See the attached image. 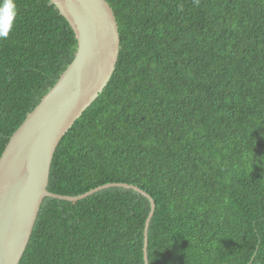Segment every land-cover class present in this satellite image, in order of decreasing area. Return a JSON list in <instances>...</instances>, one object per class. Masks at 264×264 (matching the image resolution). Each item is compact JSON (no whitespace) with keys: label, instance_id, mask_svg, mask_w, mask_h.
I'll use <instances>...</instances> for the list:
<instances>
[{"label":"trees","instance_id":"trees-1","mask_svg":"<svg viewBox=\"0 0 264 264\" xmlns=\"http://www.w3.org/2000/svg\"><path fill=\"white\" fill-rule=\"evenodd\" d=\"M115 73L58 146L49 191L148 192L149 264H264V0H107ZM0 41V158L73 62L50 0H15ZM149 200L47 197L20 264H145Z\"/></svg>","mask_w":264,"mask_h":264},{"label":"water","instance_id":"water-1","mask_svg":"<svg viewBox=\"0 0 264 264\" xmlns=\"http://www.w3.org/2000/svg\"><path fill=\"white\" fill-rule=\"evenodd\" d=\"M50 2L73 29L78 49L73 62L13 134L0 158V264L21 263L47 197L76 202L112 187L133 189L151 204L144 233V259L149 264L148 232L156 203L148 192L126 183L107 184L80 196L49 191L58 146L111 81L121 48L118 21L107 0Z\"/></svg>","mask_w":264,"mask_h":264},{"label":"clouds","instance_id":"clouds-1","mask_svg":"<svg viewBox=\"0 0 264 264\" xmlns=\"http://www.w3.org/2000/svg\"><path fill=\"white\" fill-rule=\"evenodd\" d=\"M18 17L15 0H0V41L8 40ZM147 264V258H145Z\"/></svg>","mask_w":264,"mask_h":264}]
</instances>
